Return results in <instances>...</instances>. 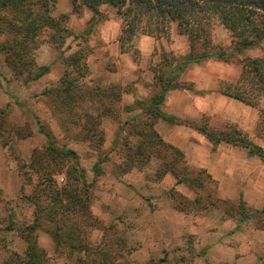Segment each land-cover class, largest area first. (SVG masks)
<instances>
[{"label":"rangeland","instance_id":"374dc122","mask_svg":"<svg viewBox=\"0 0 264 264\" xmlns=\"http://www.w3.org/2000/svg\"><path fill=\"white\" fill-rule=\"evenodd\" d=\"M62 14L68 15V26L74 35L60 47L43 42L36 51L37 66L50 67V72L41 79L26 83L27 77L16 78L6 55L0 51V108L7 111V126L16 130L11 139H8L9 135L2 136L6 146L0 139V264L12 259L13 251L23 255L27 251L24 229L35 222L37 203L28 198L27 193L32 192V188L24 185L25 179L37 178L29 166L23 168L22 164L30 165L32 159L45 155L49 141L58 149L76 153L75 158L62 154L54 157L60 168V172L50 168L55 183L58 187L65 186L72 166L78 165L79 171L83 170L92 200L86 214L73 215L82 224L79 232L85 244L82 249V246H71V241L78 240H70L64 228L55 236L54 224L40 217L33 238L45 250L48 264H208L207 246L221 237V232L218 235L221 216L238 222L225 214L228 205L202 209L210 202L215 185L201 176L206 189H196L189 184L176 185L172 174L159 180L157 175L162 164L159 156L131 169L125 163L139 143L136 132L143 127L149 129L144 123L152 119L151 116V119L142 117L144 110L139 107L133 111L125 107L135 106L138 101L147 102L154 95L155 76L150 69L161 66L166 54L172 62L171 70L174 69L180 57L188 54L187 37L177 33L176 40L172 39L173 34L170 40L143 36L136 42L134 50L122 54L119 41L122 21L115 9L103 6L102 14L94 17L86 7L77 8L69 0H60L52 16ZM227 34L223 28L216 30L217 39L223 44L226 41V47L229 43ZM48 36L44 34L41 40H47ZM174 41H178V51L167 50ZM185 47H188L187 52L181 55ZM79 50H83L86 57L77 64L79 69L76 71L75 65H67L65 60ZM253 52L262 53L261 50ZM209 61L224 64L232 77L242 68L238 59L229 63ZM65 76L70 78L66 81L72 80L77 86L71 96L61 90L65 86L61 79ZM189 84H193L196 91L195 84ZM113 87L122 89L121 101L114 103L116 116H100L101 95L108 96L106 101L111 104L116 98L114 92H117L116 88L112 91ZM163 111L172 115L166 101ZM160 123L176 125L163 120L156 123L154 129L165 140L157 130ZM205 123L210 127L207 117L196 124ZM94 126L97 131L93 133L91 128ZM182 152L188 166L195 171L191 176H197L204 168L190 165ZM97 162H101L100 175L95 172ZM204 170L209 174L207 169ZM218 197L234 205L240 203V198L221 197L219 184ZM77 199L84 201L82 198L68 199L62 201V207L56 204L55 209L66 211L67 205L70 202L76 204ZM245 202L253 214L257 208ZM180 207L186 210L180 211ZM68 211L74 213L73 209ZM240 228L229 232L231 240H234L231 234L237 231L241 241L247 238L258 244L261 249L254 264L264 262V217L254 215ZM72 237L76 238V235ZM208 242L211 243L208 245Z\"/></svg>","mask_w":264,"mask_h":264},{"label":"trees","instance_id":"16d2710c","mask_svg":"<svg viewBox=\"0 0 264 264\" xmlns=\"http://www.w3.org/2000/svg\"><path fill=\"white\" fill-rule=\"evenodd\" d=\"M60 0H0V51L6 55V61L12 69L16 78H24L25 82L41 79L50 72V67H38L35 53L43 42L60 47L65 40L74 35L68 26L69 17L62 14L59 17L52 16ZM75 7H86L93 13V16L102 14V7L107 6L116 10L117 16L122 21V29L119 41L121 53L127 54L134 50L136 42L143 36L156 39L165 38L170 40L176 30L179 36L187 37L189 51L185 56L180 57L177 66L171 70L172 63L165 55L161 66H155L150 70L154 73L155 91L154 95L147 102L138 101L135 106H126V109L133 111L137 107L143 109L141 116L152 117L144 123V128L136 135L140 138L137 147L125 159L126 166L130 169L141 163L147 164L153 156H159L162 164L158 179H163L167 174H172L176 179V185L189 184L196 189H206L205 178L215 185L212 198L205 203L202 209L214 208L220 204L228 205L225 214L238 220L240 224L248 222L252 217L263 216L264 207L251 213L244 200L238 205L230 203L229 200H221L218 197V184L202 169L197 176L192 177L195 171L192 170L185 159L184 153L175 146L168 144L161 138L154 129L159 120L167 121L176 126H187L203 134L216 148L221 143H228L235 147L248 150L250 156H258L264 162V0H69ZM99 21V20H98ZM224 28L229 36L230 42L226 47L217 39L216 30ZM44 34H48L47 40H41ZM251 50H261V55L256 57L248 56ZM86 57L83 50L66 59L67 65L82 63ZM221 62H232L238 59L242 65L241 72L236 81L220 80L217 91L228 98L237 100L247 106L259 110V119L254 135L242 131L236 126H227L221 131L211 129L208 124L198 125L189 120H183L176 116L168 115L163 111L167 93L170 90L194 91L193 84L181 81V75L192 63H201L207 60ZM137 63L140 57L136 58ZM78 68V69H77ZM75 71V69H74ZM68 78V77H67ZM66 76L61 79L63 94L71 96L76 84L72 80L66 81ZM70 79V78H68ZM187 84V85H186ZM116 88V98L109 105L106 101L108 96L101 95L102 108L100 116L115 115L114 103L121 101L122 89ZM145 103V104H144ZM109 115V116H110ZM116 116V115H115ZM147 117V118H148ZM8 114L6 109L0 108V139L3 135L13 138L15 129L7 126ZM94 133L97 126L91 128ZM14 131V132H13ZM5 135V136H6ZM48 139L50 140L49 136ZM260 141L261 143L257 142ZM259 143V144H258ZM7 143L3 141V146ZM44 154L32 159L30 165L22 164L23 168L29 166L30 172L35 179H25V188H32L27 193L28 198L37 203L35 210V222L26 226L25 238L28 241L26 253L19 254L12 252V259L6 260V264H48L45 250L38 246L34 240L38 222L41 218L53 223L60 235L61 228L68 233L74 248H83L84 241L81 240L79 232L82 224L73 215L76 213L86 214L90 209L92 200L91 190L84 178L83 170L79 166H72L69 182L58 187L53 180V172H60L56 164V156L59 154L76 157L71 150L58 149L53 142L48 143ZM45 163H43V161ZM103 161V160H102ZM70 172V170H69ZM95 172L100 175L102 172L101 162H97ZM31 175V174H30ZM182 197V196H180ZM82 198L72 205H67L66 211L56 210V204L63 206V202ZM200 203L199 201H197ZM73 209L70 214L68 210ZM185 211V207H180ZM71 217V218H70ZM76 235V238L72 236ZM208 264H212L209 262ZM260 264H264L261 261Z\"/></svg>","mask_w":264,"mask_h":264},{"label":"crops","instance_id":"0c3cea01","mask_svg":"<svg viewBox=\"0 0 264 264\" xmlns=\"http://www.w3.org/2000/svg\"><path fill=\"white\" fill-rule=\"evenodd\" d=\"M176 33L175 30L172 38L174 40H176ZM227 36L230 42L229 34ZM187 48L185 47L183 54L178 53L186 54ZM170 49L178 51V41L171 43V48L167 50ZM253 51L255 50L249 51L247 55L252 57L259 55ZM240 72L238 71L235 77L229 76L224 64L209 60L190 64L181 75V81L194 83L196 91H170L166 100L169 113L195 123H201L207 117L210 127L214 130L236 126L242 131L254 134L259 119V110L225 97L217 91L220 80L236 81ZM132 100L135 101L134 96ZM262 107L264 108V100ZM157 130L167 142L185 152L190 165L208 170L212 179L219 184L221 197L240 198V200L247 201L249 206L257 209L264 207V162L258 156H250L246 149L224 142L214 148L203 134L190 127L160 123ZM219 223L218 235L221 232V237L212 243H207L208 245L211 243L207 246V259L212 264L234 262L254 264L260 254L261 248L257 247L258 244L248 241L247 238L241 241L237 231L231 234L234 240H231L229 236L230 231L235 228L240 230V227L247 222L240 224L221 216Z\"/></svg>","mask_w":264,"mask_h":264}]
</instances>
